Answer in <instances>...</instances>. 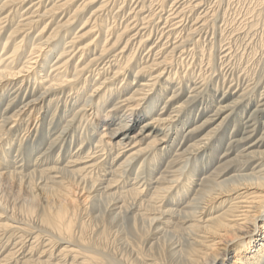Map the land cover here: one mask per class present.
Wrapping results in <instances>:
<instances>
[{"label":"bare ground","instance_id":"1","mask_svg":"<svg viewBox=\"0 0 264 264\" xmlns=\"http://www.w3.org/2000/svg\"><path fill=\"white\" fill-rule=\"evenodd\" d=\"M145 1L0 0V264H264V0Z\"/></svg>","mask_w":264,"mask_h":264},{"label":"rangeland","instance_id":"2","mask_svg":"<svg viewBox=\"0 0 264 264\" xmlns=\"http://www.w3.org/2000/svg\"><path fill=\"white\" fill-rule=\"evenodd\" d=\"M145 1V0H144ZM165 1H167V2H165ZM175 1V0H174ZM202 0H194V2H193V0H176L175 2L178 4H183V6H184V11L182 10V12L180 13V15H179V18H181L182 16H184V17H182V25L183 26H185V25H191V19H192V17H193V15H194V13H196L197 12V15L198 14H207V15H210V16H208V17H210V18H208L209 19V21H210V23H209V27H206V32H208L207 34H206V32H204V37L205 38H207L208 36V39H211V38H213L214 36H215V34H216V36L214 37L215 39H217L218 41L219 40H222V43H221V45H222V47H223V50H226V52L227 53H229L230 52V54H232L233 52L235 53V54H237V53H242V48H240L241 47V45H246V44H244V43H246V42H243V40L245 41V38L243 39L242 37H244V34L246 33H248V31H250V30H247L246 29V25H248V23H249V25L252 23V22H249V20L248 19H252V21H253V18L255 17L254 16V13H250V11H252V8H254L255 7V5H256V2L255 1H257V0H250V2H249V0H237L238 1V3L235 1V0H230V2L229 1H227V0H221V3H222V1L225 3V5H223L224 3H222V5L220 4H218V3H220V2H218V0H203L202 1V3L204 4H202L201 3V5L199 6V7H197L196 8V11H195V9H194V11L192 10L191 12H193V13H189V11H188V7L190 8V5L192 6V5H194V3L196 2H201ZM206 1V2H205ZM208 1V2H207ZM214 1H215V4H214ZM217 1V2H216ZM233 1V2H232ZM169 2V3H168ZM242 4H241V3ZM176 3H174V5H173V0H158V2H157V0H146L145 2H144V5H145V9L146 10H144V15L143 16H147L149 13H151L152 12V14H157V16H161V20H159V21H157L156 20V24H158L159 26H158V28L157 29H155V28H153L155 25H151L152 26V28H153V31H155V33L156 32H158V31H160L162 28H163V32H168V31H171V30H173V32H175L176 30H177V32H175V33H178V32H180L181 31V29L182 28H176L175 30L173 29L175 26V23L177 22V20H175L174 18L175 17H173V16H176L175 14H177L176 12H179V10L180 9H178V10H176V8L175 7H173V6H175V5H177ZM190 5H189V4ZM207 3V4H206ZM209 3V4H208ZM237 3V4H236ZM212 4H213V6H212ZM241 4V5H240ZM148 5V6H147ZM166 5V6H165ZM170 5H172L171 7H170ZM185 6H186V8H185ZM229 6V7H228ZM153 7V8H152ZM168 7V8H167ZM169 7L172 9L171 11H170V9H169ZM206 7V8H205ZM220 7V8H219ZM228 7V8H227ZM249 7H251V8H249ZM176 10V11H174V9ZM183 8V7H182ZM201 8H203L202 10H201ZM209 8V9H208ZM225 10H224V9ZM237 8V9H236ZM246 8H248V9H246ZM148 9V10H147ZM214 10V12H213V10ZM220 9V10H219ZM229 9V10H228ZM231 9V10H230ZM188 12H187V11ZM190 10V9H189ZM211 10V11H210ZM216 10H218V12L216 11ZM247 10V11H246ZM249 10V11H248ZM161 11V12H160ZM169 11H170V15H171V17H169L170 15H169ZM181 11V10H180ZM186 11V12H185ZM207 11V12H206ZM208 11H210L209 13H208ZM216 11V12H215ZM223 11V12H222ZM148 12V13H147ZM174 14H173V13ZM200 12V13H199ZM221 12V13H220ZM244 12V13H243ZM215 13V14H214ZM236 13V14H235ZM162 14V15H161ZM183 14V15H182ZM224 14V15H223ZM248 14V15H247ZM168 15V16H167ZM213 15H219V16H213ZM222 15V16H221ZM243 15V16H242ZM250 15H252V17L250 16ZM250 16V17H249ZM168 17V19H166L165 20V18H167ZM195 17H197L196 15H195ZM221 17H222V19H221ZM226 17V18H225ZM247 17H248V19H247ZM154 17L152 16V19H153ZM170 18H171V20H170ZM173 18V19H172ZM220 18V19H219ZM245 18V19H244ZM151 19V18H150ZM190 19V20H189ZM214 19H217V21L216 20H214ZM233 19V20H232ZM236 19V20H235ZM250 19V20H251ZM163 20H165V21H167L168 23L166 24L165 23V21H163ZM170 20V21H169ZM224 20V21H223ZM248 21V22H246V21ZM164 23H163V22ZM176 21V22H175ZM189 21V22H188ZM222 21V22H221ZM227 21V22H226ZM235 21V22H234ZM151 22V21H150ZM159 22V23H158ZM174 22V23H173ZM186 22V23H185ZM224 22H226V23H224ZM231 22V23H230ZM241 22H243L244 23V25H243V23H241ZM147 23V22H146ZM170 23H172V25L170 24ZM189 23V24H188ZM211 23H213V24H216V25H214L215 27H213V30L211 29L212 28V26H213V24H211ZM247 23V24H246ZM166 24V27L165 26H163V25H165ZM222 24H223V26H222ZM246 24V25H245ZM226 25V26H225ZM243 25V26H242ZM145 26H150V24L149 25H145ZM239 26H240V28H239ZM165 27V28H164ZM172 27V28H171ZM178 27V26H177ZM180 27V26H179ZM224 28V29H222V28ZM249 27V26H248ZM214 28H215V30H214ZM235 28V29H234ZM168 29V30H167ZM169 29H171V30H169ZM237 29V30H236ZM211 30H212V32H211ZM226 30V31H225ZM235 32H233V31ZM241 30V31H240ZM243 30H244V32H243ZM258 30V31H257ZM223 31V32H222ZM232 33H231V32ZM238 31V32H237ZM246 31V32H245ZM257 31V32H256ZM215 32V33H214ZM253 32H255L256 34H259V27L257 26L254 30H253ZM224 33V34H223ZM250 33V32H249ZM179 34V33H178ZM209 34V35H208ZM218 34V35H217ZM220 34V35H219ZM236 34V35H235ZM238 34V35H237ZM222 35V36H221ZM224 35V36H223ZM240 35V36H239ZM220 36V37H219ZM230 36V37H229ZM237 36V37H236ZM239 36V37H238ZM224 38H225V40H224ZM230 38V39H229ZM236 38V39H235ZM241 38H242V41H241ZM226 39H227V41H226ZM229 39V40H228ZM247 39V38H246ZM231 40V41H230ZM235 40H236V42H235ZM241 42H240V41ZM225 41V42H224ZM233 41V42H232ZM230 42V43H229ZM235 42V43H234ZM242 42H243V44H242ZM239 50V51H238ZM229 51V52H228ZM236 51V52H235ZM248 52H249V50H247ZM246 51V55L248 54V52ZM246 59H247V57H246Z\"/></svg>","mask_w":264,"mask_h":264}]
</instances>
